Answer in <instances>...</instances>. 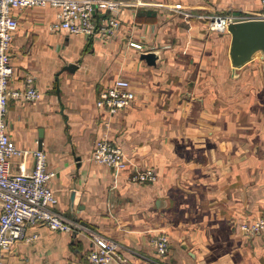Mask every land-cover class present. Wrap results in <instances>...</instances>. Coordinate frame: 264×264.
I'll return each instance as SVG.
<instances>
[{"label":"crops","instance_id":"0c3cea01","mask_svg":"<svg viewBox=\"0 0 264 264\" xmlns=\"http://www.w3.org/2000/svg\"><path fill=\"white\" fill-rule=\"evenodd\" d=\"M117 1L120 25L105 39L52 30L51 6L13 13L11 86L34 76L41 97L11 99L7 130L20 149H38L41 134L56 210L81 228L28 227L37 238L6 251L3 264H89L86 229L115 240L129 264H264V233L241 231L264 217V69L254 61L232 71L230 35L208 27L215 14L254 15L261 1ZM93 21L101 29L105 12ZM150 51L155 65L141 58ZM118 77L136 100L111 115L96 101ZM102 138L123 149L126 170L91 159ZM33 166L31 154L10 160L12 173ZM143 169L156 180L132 181ZM160 233L165 257L152 246Z\"/></svg>","mask_w":264,"mask_h":264},{"label":"built area","instance_id":"2783aa9c","mask_svg":"<svg viewBox=\"0 0 264 264\" xmlns=\"http://www.w3.org/2000/svg\"><path fill=\"white\" fill-rule=\"evenodd\" d=\"M260 1L261 10L254 15L225 13L208 17L209 29L224 33L230 23L264 19V0ZM129 4L139 8L145 5V0H131ZM34 6H51L57 9L58 21L51 26L52 30H63L70 35H81L87 39H105L120 25L118 16L121 3L117 0H0V264H3L6 251L22 241L29 242L37 238L36 234L28 235V227L46 226L50 230L62 232L81 228L78 223L56 210L58 200L50 186L55 173L47 169L46 153L40 149L18 148L7 130L6 114L11 99L38 101L41 97L34 76L27 75L22 88L11 86V45L19 25L13 13L17 9ZM94 11L105 12L106 23L101 29L93 21ZM135 100L136 93L130 81L118 77L99 92L96 105L114 115L132 106ZM27 154L34 158L31 173H12L11 158ZM91 159L119 172L126 170L128 166L123 149L106 138L95 143ZM131 180L152 182L156 180V175L150 169L137 170L132 174ZM241 231L248 236L264 233V217L244 222ZM86 232L91 241L87 255L89 264H129L115 240L89 229ZM152 246L156 255L165 257L170 249L168 236L163 233L156 235L152 239Z\"/></svg>","mask_w":264,"mask_h":264},{"label":"water","instance_id":"95a60500","mask_svg":"<svg viewBox=\"0 0 264 264\" xmlns=\"http://www.w3.org/2000/svg\"><path fill=\"white\" fill-rule=\"evenodd\" d=\"M226 30L230 35L228 57L232 71H237L254 61H259L264 69V19L230 23ZM141 58L149 65H155L158 59L157 53L152 51L142 53ZM74 67L72 64L65 66L63 71H72ZM41 137L40 134L38 149H41Z\"/></svg>","mask_w":264,"mask_h":264},{"label":"rangeland","instance_id":"374dc122","mask_svg":"<svg viewBox=\"0 0 264 264\" xmlns=\"http://www.w3.org/2000/svg\"><path fill=\"white\" fill-rule=\"evenodd\" d=\"M221 14H225V12L224 13H221ZM215 15H218V14H215ZM131 107V106H130Z\"/></svg>","mask_w":264,"mask_h":264}]
</instances>
